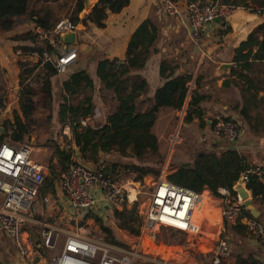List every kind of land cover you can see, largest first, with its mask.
<instances>
[{
  "label": "crops",
  "instance_id": "0c3cea01",
  "mask_svg": "<svg viewBox=\"0 0 264 264\" xmlns=\"http://www.w3.org/2000/svg\"><path fill=\"white\" fill-rule=\"evenodd\" d=\"M88 1L90 3V8H85L79 15L81 22L76 25V45L79 50V59L64 73L57 74L51 78L52 101L48 108L49 113L53 115L54 122L61 130L65 128L59 120V109L63 103V95L65 94L64 83L73 75L84 71L93 80L95 87L93 93H86L93 97L95 105L94 115L86 119H88L89 125L92 128L102 127L107 123L108 116L116 111L117 104L113 100V93L106 91L104 85L96 76L97 63L105 56L118 58L124 61L125 51L130 37L143 23L150 21L157 29V40L150 50L151 55L145 64V68L139 72L133 73L134 75H141L144 77L149 84L148 94L143 97L142 100L152 99L156 91L163 87L168 81L163 79L160 74L161 64L163 62H168L170 67L178 69L174 78L185 75L192 76V81L188 84V96L191 94V97L189 102L188 97L185 102V105L187 104V114L192 94L198 90L197 83L200 84L198 92L208 98V100L201 105L205 125L200 120H195L192 124H188L187 133L184 138L181 139L178 137L179 129L182 124L185 123L187 116L181 122L178 118L181 112L180 110L162 109L158 114V121L154 134L158 138L160 146L163 141H167L171 144L169 152L163 153V164L164 162L166 163L165 167L162 169L161 175L164 173L168 177L172 171L178 170L180 166L191 164L194 151L199 149H202L203 152L206 153H223L233 149L243 155L255 170H264V102L258 103V108L251 112V126L247 124L240 116V111L244 108L245 97L247 98L249 95L244 91L246 88L245 84L239 82L231 75L233 69L237 73H240V69H237L234 63V50L244 42L258 26L264 24V11L262 15L258 16L254 13L241 10L222 23H210L203 31V41L201 45H196L197 47L195 46L193 49L195 53L194 57L191 56L188 60V57L180 52L179 46L182 47L184 44L178 41L173 43L169 41V39L177 37L181 32L184 36L187 35L186 37L188 38L190 34L188 27L189 0H175L178 3V14L173 16L166 13L161 0H129L131 2L130 6L121 14H112L109 16V24L105 29H98L93 25H89L88 27L82 22L92 13L93 8L99 2V0ZM197 1L201 3H211V0ZM250 7L256 8L255 6ZM15 22L16 26L12 33L4 34L0 31V103L3 101L7 103V108L2 115L1 128H3L2 133H5L4 127L5 125L8 126L7 131L9 134L11 133L9 126L14 120V114L17 113L23 117L21 109L23 89H33L34 95L32 99L36 107L39 106L38 95L41 90H39V84L35 78V81H33V76L35 77L44 67L43 64L36 67L40 61L37 57V52L30 54L22 50V48L34 49L37 46H42L37 40L36 43L28 40H11V37L23 36L32 31L33 23L26 17L16 18ZM158 24H161L162 27H159ZM87 27L90 28L89 33H85L86 29H88ZM78 33L83 34L82 42L78 39ZM98 33L100 34L99 39H97ZM189 37H191V35ZM260 39L262 40L261 36ZM89 41H92L93 45H91ZM58 49L64 52L65 45L60 44ZM256 52L257 49H254V53ZM21 59L30 61L28 64L29 69H36L32 75L25 76V83L23 86L20 84V68L18 66V61ZM194 59L195 61L193 62L192 60ZM229 65L231 67H228ZM258 65L264 67V64L261 62H256L254 64V69L249 74L253 80L254 76L257 74L255 68ZM227 82L232 83L231 86L225 87V83ZM235 82L237 86L234 85ZM256 85H258V88L261 90L259 98H264V96H261V93L264 92L260 87L261 84L256 83ZM25 97L29 96L26 95ZM234 97L237 98L233 101ZM81 100L82 97L79 98V101ZM149 106L150 104L145 107L144 111H146ZM220 116L229 117L233 120H241V123L238 121L241 134L237 143H224L214 134V128H211V126L217 118H224ZM32 118L34 119V115ZM171 118L177 119V123L179 124L177 133L176 130L173 133L169 132L168 126L171 125ZM30 127V134L25 137L24 142L32 137L31 139L33 142H31V146L33 148V143H35L36 140L33 138V126L30 125ZM175 133L176 136L174 135ZM51 140L52 141L40 140L37 141L36 145L38 149L44 148L46 150V148L53 147V138H51ZM67 142L71 147L70 149H74V155L69 154L68 151L60 147L56 148L55 154L59 161L60 157L57 151H65L67 155L72 156V160L76 158L79 163L85 164L84 166L88 168L103 170L106 174L120 179L126 185H128L129 182L123 180L122 176V173L126 170L125 166L139 165V161L133 157L131 150L127 152L126 157L117 152L109 154L102 153L99 155L98 163H94L80 157V153L73 144L72 139L69 141L67 140ZM4 143L17 147L26 144L23 142H13L10 137H7ZM176 144H183V146L176 147ZM165 147L166 145L164 144L163 148L165 149ZM175 155L177 159H174ZM34 158L37 160L35 156ZM37 161L40 162L39 160ZM40 163L44 165L42 162ZM45 167L47 168V166ZM60 176L53 177L49 183L44 184L40 190L37 201L33 204L29 212L31 217V222L29 224L33 226L36 237H39V240L42 242L43 228L40 227L38 223H44L49 229L58 233L57 242L62 239L63 242H65L68 235L75 232L83 233L82 231H85L83 234L89 235L91 238H106L107 236L103 235L101 231V226L107 227L109 224L110 228H116V222L113 218L115 211L105 206L103 209H98L90 214L79 212L72 207L61 192L58 185ZM259 179L264 184V177ZM205 193L209 194V190H206ZM46 197H49L50 202H44V198ZM251 197L250 192V198ZM254 201V207L259 212L258 219L264 222V201L261 200V197L254 199ZM209 203L212 205L211 213L215 209L219 210L217 205L213 203V200L210 199ZM213 204L216 207H214ZM132 209L133 208H130L126 212H130ZM215 225L216 227L208 234L213 235L220 233L222 229L220 217L215 219ZM124 233V230L117 231L118 238L126 240L131 234ZM27 234L32 239L33 234H30L28 231ZM243 234V237H238L232 233L233 237L238 239L239 242V246L236 247L237 253L234 264H236L237 261L236 257L241 254L245 257H253L258 261V264H264V248L256 243L254 237L248 233L246 228ZM34 244L37 245L36 243ZM229 246L231 248L230 244ZM42 254L36 255L32 259L23 258L18 253L13 240L4 234H0V264H51L50 256L46 255L45 252H42Z\"/></svg>",
  "mask_w": 264,
  "mask_h": 264
},
{
  "label": "trees",
  "instance_id": "16d2710c",
  "mask_svg": "<svg viewBox=\"0 0 264 264\" xmlns=\"http://www.w3.org/2000/svg\"><path fill=\"white\" fill-rule=\"evenodd\" d=\"M211 2L237 8L255 6L264 11V0H211ZM130 4L129 0H99L92 13L82 22L86 26L93 25L98 29H105L109 24V16L121 14ZM84 9L83 0H0V31L4 34L12 33L16 26L15 19L26 17L33 23V30L23 36L11 37V40H28L36 43V28L42 27L51 30L57 23L65 19H69L76 26L81 22L79 15ZM156 40L157 29L150 21H147L130 37L124 61L110 56H105L98 61L96 76L104 85V89L113 93V100L117 104L116 111L108 116L107 123L102 127H81V121L95 113L93 97L86 94L87 92L93 93L95 90L90 76L84 71L73 75L64 83L65 94L59 109V120L62 125L70 127L73 144L79 150L81 158L98 163L99 155L102 153L117 152L126 157L129 150L139 162L144 161L150 155L163 157L162 148L154 134L158 114L162 109L177 111L184 107L188 97V84L192 81V76L185 75L174 78L178 69L170 67L168 62H163L160 74L163 79L168 81L156 91L152 99L143 101L142 98L148 94L149 84L144 77L133 73L145 68V64L151 55L150 50ZM254 49H257L256 53H254ZM22 50L30 54L37 52L38 55H42L44 50L51 52V48L47 45L37 46L34 49L22 48ZM256 62L264 64V24L258 26L234 50V63L237 69H240V73L233 69L231 75L246 86L244 91L248 93L249 97H245V105L240 111V116L249 125L252 120L251 112L258 108V103L264 102V98H259L261 90L249 76ZM29 63L30 61L24 59L18 61L21 86L25 83V76L32 75L36 70L29 69ZM41 64L42 62L39 61L36 67ZM57 74L56 69L50 63L44 64L43 69L36 74V81L41 86L47 106H50L52 101L51 78ZM231 84L227 82L225 87L231 86ZM234 85L237 86L236 82ZM197 86L199 90L200 84L197 83ZM198 90L192 94L185 120L186 124L200 120L205 125L201 105L208 98L200 94ZM26 95L29 97H25ZM33 95V89H23V97L21 98L23 117L17 113L14 114V120L9 126L11 133H8V126L5 125V133L0 135V144L4 143L7 137H10L13 142L22 143L25 137L30 134V125L36 110V105L32 99ZM80 97L82 100L74 104L73 100ZM148 104L150 106L144 111ZM214 125L215 122L211 128H214ZM57 154L60 157L61 165L66 170V166L73 162L72 156L60 150L57 151ZM125 169L139 174L142 179L150 173L159 175L158 171L150 167L128 165L125 166ZM249 170L255 169L236 150L232 149L223 153H206L199 149L194 151L192 163L180 166L178 170L169 175L168 180L203 195L206 194L204 190L207 189L218 198H223L220 193L222 189L229 191L233 196H237L233 189L242 174ZM247 190L252 193L253 199L261 197V200L264 201V184L257 176H249ZM208 196L210 197L211 193ZM128 213L115 212L113 218L116 222V228H103L109 245L127 247L118 238L117 231L126 229L131 234H139L140 229L134 226L133 218ZM247 215L253 218L250 212H247ZM225 226L234 235L244 236L245 227L234 226L228 222H225ZM218 235L219 233L202 237L211 242L216 240ZM147 245L148 243L144 241V251H146ZM236 258V264H258V261L251 256L245 257L241 254Z\"/></svg>",
  "mask_w": 264,
  "mask_h": 264
},
{
  "label": "built area",
  "instance_id": "2783aa9c",
  "mask_svg": "<svg viewBox=\"0 0 264 264\" xmlns=\"http://www.w3.org/2000/svg\"><path fill=\"white\" fill-rule=\"evenodd\" d=\"M161 1L168 15L178 14L176 1ZM241 10L258 16L263 13L261 8H237L220 3L189 0L188 26L195 45H201L203 31L207 25L222 23ZM218 20L221 22H217ZM68 33H75L77 41V26L69 19L60 21L51 30L42 27L35 30L36 40L51 48V52L44 50L42 55H38V59L43 65L52 64L58 74L64 73L79 59L77 43L70 46L67 53L58 49L60 44H64L61 37ZM6 108V101L1 102L0 128ZM180 111L178 118L182 122L187 116V104ZM81 127H90L88 119L81 121ZM70 132V127L65 126L67 136ZM214 134L224 143L235 144L240 139V126L227 118H217ZM46 173L47 168L35 160L31 145L23 144L17 147L8 143L0 144V234L12 239L18 253L27 259H32L46 250H53L57 244L58 233L44 223H38L43 231L42 243L37 245L25 229L31 222L29 212L46 183ZM250 175L264 177V170L256 169L243 173L240 179L246 186ZM168 177L163 173L159 178L151 179L150 183L144 181L143 184L126 185L103 170L80 164L69 166L58 179V185L73 208L86 214L94 213L105 206L119 213L136 208L144 219L139 234L126 238V248L109 245L104 237L96 239L79 232L72 233L67 236L60 255L52 264H136L141 257L144 241L152 246L162 229L195 236L198 232L196 214L206 213L200 199L201 193L178 186L170 182ZM142 188L148 190L144 203L139 201ZM132 192L135 194L134 198ZM220 193L227 205L221 213L222 228L225 222L234 226L242 225L254 237L256 243L264 248V222L249 217L244 203L235 200L229 191L222 189ZM44 202H50L49 197L44 198ZM221 247L223 256L217 255L210 264H227L225 257L229 256L230 246L222 242Z\"/></svg>",
  "mask_w": 264,
  "mask_h": 264
},
{
  "label": "rangeland",
  "instance_id": "374dc122",
  "mask_svg": "<svg viewBox=\"0 0 264 264\" xmlns=\"http://www.w3.org/2000/svg\"><path fill=\"white\" fill-rule=\"evenodd\" d=\"M158 25H159V27H162L161 24H158ZM89 32H90V28L86 29L85 33H89ZM99 33L97 35V39H99V36H100ZM186 36H184L181 32L177 37L171 38V39H169V41H171L173 43L178 41V42H181L182 44H184V46H182V47L179 46L180 52L183 53L184 56L186 55L188 57V60H189L191 56L194 57L195 53H194L193 49L196 45L193 42L192 38L189 37L190 34L188 35V38ZM82 37H83V34L78 33V39L80 42H82ZM89 43L91 45H93L92 41L91 42L89 41ZM175 53H177V52H175ZM182 58H183V56H182ZM173 61H175V60H173ZM192 61L194 62L195 59ZM178 63H179V61H178ZM255 72L257 74H256V76H254V80L256 81V83L261 84L260 87L264 91V67L261 65L256 66ZM34 78L36 80V76L35 77L33 76V81H35ZM38 86L40 88L39 90H41V86L40 85H38ZM36 92H37V90H36ZM261 96H264V92L261 93ZM236 98L237 97H234L233 101ZM38 100H39V106L36 107V110L34 112V119L32 118V123H31V126H33V128H32L33 138L36 140L35 143H33V146H34L33 147V150H34L33 154L37 160H39L45 166H47L48 172L46 173V183H49L53 177H59L63 173V171H65V169L61 165L59 159L56 157L55 149L60 147L61 149L68 151L69 154H71V155H74V151H73L74 149L73 150L70 149L71 147L69 146V143L67 142V140L69 141L72 139L71 132L69 133V136H67V134L65 133V128H63L61 130V128H59L58 125L54 122L53 115H51L49 113V108L47 106L45 96H44V94H42V90L38 95ZM78 102H79V99L73 100L74 104H77ZM35 116H36V118H35ZM220 117H224V116H220ZM224 118L233 120L232 118H229V117H224ZM233 121L238 123V121L240 122L241 120H233ZM187 126H188V124L183 123L179 129V124L177 123V119L171 118V125H169L168 127H169L170 133H173L175 130L177 133V131L179 129L178 137L181 139V138H184V136L187 133V128H188ZM213 131H214V129H213ZM176 133L174 134L175 136H176ZM69 137H71V138H69ZM31 138L27 139L23 143H26L27 145H31V142H33ZM51 138H53V147L46 148V150L44 148L38 149V147L36 145L37 141H40V140L41 141H47V140L52 141ZM164 144L166 145L165 149L163 148ZM170 146H171L170 143H168L167 141H163L161 144L163 153L169 152ZM182 146H183V144L182 145L176 144V147H182ZM176 147H175V150H176ZM165 150H167V151H165ZM174 159H177L176 155L174 156ZM163 160H164V156L162 158H160L158 155H150V156L146 157L144 161L139 162V165H138V166H142V167H150V168L158 171L159 175H156L154 173H150L148 176H145L142 179L139 174H137L131 170H125L122 173L123 180L128 181L129 184H139V183L143 184L144 181H146L147 183H150L151 179H153V178L156 179V178H159L161 176L162 169H163V167H165V163H166V162H164V164H163ZM73 164H80L83 166L85 165L83 163L82 164L79 163V161H77V159L74 158L72 164H68L66 166V168H68L69 166H71ZM173 172L174 171H172L171 174ZM206 190L207 189H205L204 191H206ZM141 192H142L141 198H139V201H140V203H144V202H146V198L148 196V190L142 188ZM209 192L211 193V196L213 197V199H212L213 203L215 205H217V207L219 209H221V211L225 210L227 207L225 199L218 198L211 191H209ZM133 193L134 192H132V194ZM251 196H252V193H251ZM207 198H208V202H209V200H210L209 196L207 194H204L203 195L204 202L202 203V206L204 208H205L204 203L207 202ZM233 198L235 200L240 201L238 196H234ZM250 200H251L252 204L254 205V202H255L254 199L251 197ZM214 204H213V206H214ZM214 207H216V206H214ZM128 214L131 215V217L133 218L134 226L137 229H140L144 217H142L139 214V210L136 208L135 209L133 208L132 211H130ZM211 217L213 218L214 221H215V219H217L219 217L217 209L213 210V212L211 213ZM109 227H110L109 224L107 225V227L101 226V231H102L103 235L107 236L106 233L103 231V228H109ZM223 228L220 230V233H219L217 239L214 241H211V242L206 241V239H204L202 236H199L198 234H196L195 236L194 235L187 236L186 234H183V233L175 232V231L168 230V229H162L157 234L156 241L153 243V245L152 246L147 245L146 251H144L142 249V251L140 252L141 257L137 260L136 264H210L211 261L217 255L223 256V253H222L223 251H222V247H221L222 242H226V243L231 245L229 256L225 257V260L227 261L228 264H234L235 256L237 253L236 247L239 246L238 245L239 242H238V239L233 237L232 232L229 229H226L225 224L223 225ZM25 229L30 234L31 233L33 234V236L32 235L31 236H32L34 243H36V244L42 243L39 240V237L37 238L36 234H34L35 231H34V228L31 224H27ZM124 231H125V233H129V234L131 233L130 231L125 230V229H124ZM82 232L85 233V231H82ZM130 235H134V234H130ZM122 241L126 244V240L123 239ZM105 242L107 243V237L105 238ZM63 244H64V242L62 239L59 242H57L56 247L53 250H46L45 251L46 255L50 256L51 264H52L53 260L56 257H58L59 254L61 253V251L63 249ZM40 254H42V253H40ZM42 255H44V254H42Z\"/></svg>",
  "mask_w": 264,
  "mask_h": 264
},
{
  "label": "water",
  "instance_id": "95a60500",
  "mask_svg": "<svg viewBox=\"0 0 264 264\" xmlns=\"http://www.w3.org/2000/svg\"><path fill=\"white\" fill-rule=\"evenodd\" d=\"M85 8L89 9L90 8V3L88 0H83ZM37 20V19H35ZM217 22H221L218 20ZM61 40L64 41L65 49L64 53H67L70 46L76 44V34L75 33H68L65 34L61 37ZM228 67H231L230 65ZM3 132V128H0V135ZM78 150V149H77ZM79 152V150H78ZM234 192L237 193V196L239 197L240 201H242L245 205V207L248 209L250 214L253 216V218L258 219L259 218V212L258 210L254 207L250 200V192L247 190V186L245 185L244 181L240 179L236 186L234 187Z\"/></svg>",
  "mask_w": 264,
  "mask_h": 264
},
{
  "label": "bare ground",
  "instance_id": "6f19581e",
  "mask_svg": "<svg viewBox=\"0 0 264 264\" xmlns=\"http://www.w3.org/2000/svg\"><path fill=\"white\" fill-rule=\"evenodd\" d=\"M92 4V3H91ZM210 195V192L209 194ZM135 194H132V198H134ZM212 196L209 197V199L212 200ZM200 199L201 202H204L203 199V194L200 195ZM210 201V200H209ZM205 204V212L206 213H197L196 214V223H197V227H198V232L197 234L199 236H206V235H210L208 234L214 227H216L215 225V221L213 220V218L211 217V210H212V205L211 203L208 202V198H207V202L204 203ZM222 211L221 209L218 210V215L222 221V215H221ZM209 215V217H208ZM206 218H208V220H206Z\"/></svg>",
  "mask_w": 264,
  "mask_h": 264
}]
</instances>
